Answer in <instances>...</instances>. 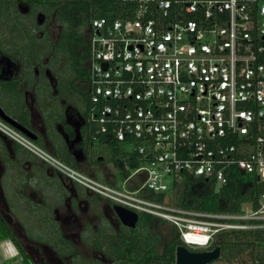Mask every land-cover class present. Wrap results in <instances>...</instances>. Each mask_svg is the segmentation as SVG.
<instances>
[{"label":"built area","instance_id":"2783aa9c","mask_svg":"<svg viewBox=\"0 0 264 264\" xmlns=\"http://www.w3.org/2000/svg\"><path fill=\"white\" fill-rule=\"evenodd\" d=\"M122 1L127 18L89 25L88 119L94 138L117 142L120 153L130 145L127 164L145 165L117 187L114 176L109 184L80 173L1 119L0 134L92 193L168 222L185 246L263 229L264 195L237 214L152 195L168 194L185 175L220 188L238 170L264 183V0Z\"/></svg>","mask_w":264,"mask_h":264},{"label":"flooded vegetation","instance_id":"af4514ba","mask_svg":"<svg viewBox=\"0 0 264 264\" xmlns=\"http://www.w3.org/2000/svg\"><path fill=\"white\" fill-rule=\"evenodd\" d=\"M26 5L27 14H30L31 9ZM41 22L46 24V28L38 36L40 42L47 32L50 33L48 39L54 42L58 34L51 36L52 30L47 28L53 22L45 17ZM32 56L34 54L30 55V60L25 55L22 60L13 58L7 47L0 45V108L27 134L0 119L33 144H42L50 155H59L80 173L105 183L95 174L99 169L98 163L105 157L93 156L89 149L95 142L104 143L109 149L108 157L116 155L112 158L114 162L121 160L120 145L114 141L106 142L102 137H93L94 125L88 119L89 103L84 98L88 96L86 82L76 84L72 80V73L63 69L62 75L66 77H62L61 84L57 71L51 68L55 63L50 56H41L39 61ZM3 96L7 98V103L1 100ZM77 103L84 104V112ZM7 106L14 109L12 113L7 112ZM0 137V206L4 207L0 208V221L9 241L23 259L30 264H51L58 257L55 254H58L56 249L59 246L56 245L55 249V243L62 244L63 249L71 255L75 253V257L90 246L91 252L100 254L106 261L110 259L108 263L113 260L104 255L107 251L129 253L130 247L121 242L130 230L138 228L140 216L144 214L136 213L138 219L135 227L124 225L113 210L116 204L67 178L4 135L0 134ZM101 173L105 180L113 177L109 174L107 178L108 173ZM108 183H113L112 179ZM103 199L105 203H102ZM93 207L97 213L90 212ZM21 212L25 216L17 218L22 215ZM45 225L48 229L43 231L42 226ZM95 236L100 238V243H95ZM116 241L120 243L109 244ZM211 245L203 250H212ZM35 257L39 261H35Z\"/></svg>","mask_w":264,"mask_h":264},{"label":"trees","instance_id":"16d2710c","mask_svg":"<svg viewBox=\"0 0 264 264\" xmlns=\"http://www.w3.org/2000/svg\"><path fill=\"white\" fill-rule=\"evenodd\" d=\"M25 1L31 9L30 19L33 20L31 23H35L37 14L45 19H51L53 24L59 27L57 38L53 42L48 39L50 33L47 32L40 42L38 37L32 33L33 28L24 25L22 18L17 14L15 0H0V45L12 49V44H17L16 34L19 36L25 31L28 40H24V45L30 47L26 54L27 58L34 54L33 59L39 61L41 56H50L55 63V66L51 68L57 71L61 84L63 83L62 77H66L62 75L61 70L63 69L72 73V80L76 84L87 81L88 69L84 63L86 64V59H88V45L84 32L89 28L91 20L106 18L111 21L116 18H127V10L130 6V2L122 0ZM20 45L18 44L15 49ZM61 65L62 69H60ZM85 97L90 103L89 96L85 95ZM120 161L114 160V163L120 167L122 166ZM130 165L135 166L133 163ZM244 177H247V180ZM170 188L173 194L172 202L176 207L211 213L237 214L242 211L245 203H248L252 209H256L259 206V199L264 195V183L259 182L254 175L238 170H233L228 183L220 188L203 179L187 175L183 176L180 182L171 184ZM155 198L162 200L163 195H156ZM163 223H165L164 220L151 215L140 216L138 228L130 230L129 235L121 242L130 247L129 253L107 251L104 255L112 258L115 264H151L154 262L155 264H175V248L184 244L179 240L173 227L172 236L167 240L162 253L159 254L156 251V246L160 242L157 227ZM0 231V238H9L1 221ZM218 235L219 237L212 241L210 248L220 246L221 257L228 261L238 257L247 249L253 252L254 247H264V230L262 229L224 231ZM119 243L116 241L109 244L118 245ZM93 264L101 263L93 261ZM251 264H264V259L251 255Z\"/></svg>","mask_w":264,"mask_h":264},{"label":"rangeland","instance_id":"374dc122","mask_svg":"<svg viewBox=\"0 0 264 264\" xmlns=\"http://www.w3.org/2000/svg\"><path fill=\"white\" fill-rule=\"evenodd\" d=\"M15 2H16V6L18 8H20V9H17V14L22 18V21H23L24 25H27L28 27H32L33 28L32 33L35 36H37V37L41 36L40 35L41 32L44 31L45 28H46V24L43 25L42 22H41L43 17H41L39 15L40 17L38 19L35 18V20H34V22H35L34 24L35 25L32 24L31 21H33V20L30 19L31 15L27 14L28 7H26L27 6L26 5V1L25 0H15ZM22 16H25L26 18H23ZM47 28H50L52 30L51 31L52 32L51 36L52 35L56 36V34L58 33V27L56 25H54V24H49V26ZM26 34L27 33L25 31L21 35L19 34V36H18V34H16V36H17V44L13 43L12 44L13 45L12 49L7 48L8 52L10 53V55L13 58H16V59L19 58V59L22 60V59H24V55L26 57V54H28V51H29L30 47L26 46V44L24 45V40H28L27 39L28 37L26 36ZM88 34H89V28L87 30H85V32H84V35H85V38H86V42H88V37H87ZM20 42H21V45H20ZM18 44L20 45L19 48L15 49L16 47H18ZM88 58H89V54H88ZM28 60H30V55L28 57ZM87 61H88V59H86V64H87ZM86 64L84 63L85 66H86ZM8 96L10 97V95H8ZM1 100L6 102L7 98L3 96L1 98ZM77 104H78L77 106L79 108L83 109V112H84V108H85L84 104L83 103H80V104L77 103ZM50 109H51V106L49 108V112H50ZM13 110L14 109L12 107L7 106V112L12 113L11 111H13ZM14 113H15V111H14ZM34 143L39 148H41L42 150L47 152L48 154L50 153V152H48V150L46 148H44L42 146V144H39V143H36V142H34ZM1 144H2V140L0 139V145ZM131 149H132V147L130 145H127L125 147H122V152L123 153H119V159H121L122 161L125 162V167H126V170H125L123 168V166L118 167L116 165V163L113 162V159H111V157H108L109 156V153H108L109 149H108V147H106V145L104 143L95 142V145L91 146V148L89 149L90 153H92L93 156L102 155V156L105 157L103 159V161H101L100 163L97 162L98 166H99V169L97 170V173H95L96 177L99 180H102L105 183H108V180L111 181V177L109 178V174H112L114 176V179H115V182H116L115 185L117 187L123 186L122 182L126 178L127 174L132 172V170L134 168H136L137 166L145 165L144 163H141V162H136L135 164L133 163L135 166L127 164L128 160H127V157H126L125 153L129 152V154H131ZM28 153H30V152H28ZM52 155L55 158L59 159L60 161L64 162L65 164L71 166L72 168L74 167V166L70 165L69 163H67L66 161H63L61 158H59V155H54V154H52ZM124 157H126V158H124ZM74 168L77 169L76 167H74ZM101 171H104V173H108V177H107V178H109L108 180H105V178L103 177L104 174H102ZM244 179L247 180V177H244ZM169 180H170V178L168 177V181ZM161 195H163L162 200L164 198L172 200V195L173 194H172L171 191L168 194H161ZM155 196L156 195H152V197L154 199H156ZM157 200H159V199H157ZM105 202H106V200L103 199L102 203H105ZM0 208L4 209V207H2V205L0 206ZM90 212L97 213V210L95 209V207H93V208L90 209ZM22 216H25V214L22 213V215L21 216H17V218H21ZM12 223L13 224H17L15 221H12ZM95 223H97V220L95 221ZM42 227H43L42 228L43 231H45V229L46 230L48 229V227L46 225L42 226ZM157 230H158V233H159L160 242L158 243V246L156 247V251H157V253L161 254L163 249L165 248V244H166L167 240L172 236V226L168 222H165V223L159 225L157 227ZM262 230H264V227H263ZM106 232H108V231H106ZM107 234L110 235V233H107ZM96 237L97 236H95V243H98L100 241V238L97 237V239H96ZM107 237H109V236H107ZM217 237H219V235L215 236L213 240H215ZM2 238H0V264H30V263L26 262L25 259L22 258V256H21L20 252L18 251V249L16 247H14V245L9 241L8 238H3V239ZM74 239H75V241L77 240L75 237H74ZM104 239L105 238H103L102 241ZM249 240H253V239L249 238ZM76 243H77V241H76ZM101 243H103V242H101ZM56 245L59 246L57 249H56ZM54 246H55V249L57 250V253H58V254H55V255H57L58 257H57V260H56L57 262L53 261V263H51V264H93V261H95V260L96 261L98 260V261H101V262L104 261L105 264H115L113 262L108 263V261L110 259L108 261H106L107 259L104 260L100 256V254H96L94 252H91L93 250H91L90 246L89 247L87 246L88 249H84L83 251H81V253L78 254V257H75V255H74L75 253H73V255H71L70 253L66 252L67 250L63 249L62 244L55 243ZM186 247L191 249V250H202L203 249V248L195 249V248H192V247H189V246H186ZM252 251L253 252H251L250 249H247L244 252H242L240 255H238V257L233 258L230 261H228L226 258L220 257L213 264H251V255H253V257H256V258H259V259L260 258L264 259V247L257 246V247H254L252 249ZM96 256H98V257H96ZM34 259H35V261H39V259H37V257H35ZM151 264H155V262L151 263Z\"/></svg>","mask_w":264,"mask_h":264},{"label":"water","instance_id":"95a60500","mask_svg":"<svg viewBox=\"0 0 264 264\" xmlns=\"http://www.w3.org/2000/svg\"><path fill=\"white\" fill-rule=\"evenodd\" d=\"M104 66L106 65L104 64ZM0 117L9 125L27 134V131L19 126L14 120L9 118L1 108ZM113 210L124 225L131 228L135 227L138 219V216L135 212L118 205H114ZM220 257V246H216L212 250H189L187 247L181 245L175 248L174 262L175 264H211Z\"/></svg>","mask_w":264,"mask_h":264},{"label":"clouds","instance_id":"9594fccd","mask_svg":"<svg viewBox=\"0 0 264 264\" xmlns=\"http://www.w3.org/2000/svg\"><path fill=\"white\" fill-rule=\"evenodd\" d=\"M212 244V243H211ZM183 246H185V245H183ZM186 247V246H185ZM203 250V249H202Z\"/></svg>","mask_w":264,"mask_h":264}]
</instances>
